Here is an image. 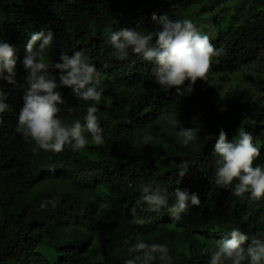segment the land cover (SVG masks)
Masks as SVG:
<instances>
[{"label":"trees","instance_id":"16d2710c","mask_svg":"<svg viewBox=\"0 0 264 264\" xmlns=\"http://www.w3.org/2000/svg\"><path fill=\"white\" fill-rule=\"evenodd\" d=\"M205 1L0 0V37L16 56V82L0 80L8 105L0 114V264H125L143 254L128 252L138 241L166 245L169 264H209L217 242L234 228L250 240L264 239V198L236 197L231 188L217 187L213 155L221 129L231 141L243 128L260 148L255 165L264 166V0H239L234 13L228 2L212 10ZM199 8L211 19L206 35L219 55L190 95L157 85L154 65L131 48L126 59H116L112 32L155 33L153 13L182 19ZM49 32L53 49L46 62L81 51L95 65L102 93L99 102L83 101L71 88H59L64 103L58 116L83 123L87 108L96 107L103 145L89 137L79 151L67 145L60 153L33 151L35 145L16 131L28 87L26 45L33 34ZM50 72L58 82V70ZM247 86L255 95L242 99ZM187 87L185 81L181 90ZM181 127L199 129L198 139L183 146L176 134ZM185 161L189 168L180 178ZM145 185L167 188L169 206L176 187L195 193L200 204L189 202L178 219L167 208L151 211L142 200ZM132 208L145 224L132 223ZM41 245L55 249L56 261ZM153 264L165 262L157 256Z\"/></svg>","mask_w":264,"mask_h":264},{"label":"clouds","instance_id":"9594fccd","mask_svg":"<svg viewBox=\"0 0 264 264\" xmlns=\"http://www.w3.org/2000/svg\"><path fill=\"white\" fill-rule=\"evenodd\" d=\"M151 19L159 25L155 33L145 34L142 29L122 28L110 34L109 43L116 59H126L128 49L131 48L133 53L154 65L152 73L157 85L166 91L176 88L177 94L181 96L190 95L198 80H206L211 60L219 55V51L208 35L198 31L189 18L170 19L166 14L157 17L153 13ZM37 41L42 42L35 47ZM52 49L51 32L47 35L33 34L26 45V56L22 63L27 73L25 82L28 87L18 114L16 131L35 145L33 151L60 153L66 145L72 151H79L89 143V137L95 145H103V130L95 115L98 110L96 107L87 108L83 123L80 120L67 123L58 116L61 111L59 105L64 103L58 91L61 87L71 88L79 100L100 101L102 93L95 87L98 83L95 65L88 63L81 51H74L71 56L61 52L60 62L49 64L46 57ZM15 65V49L0 37V80L14 84ZM50 70H58V82ZM185 81L188 87L181 90ZM5 99V94L0 91V114L8 108ZM198 132L199 129L181 127L176 134L181 138L180 143L188 146L198 139ZM213 155L216 166L214 182L217 187L231 188L232 195L236 197H243L247 193L252 200L264 198V166L255 165L260 156V148L253 143L251 133L240 128L236 138L229 141L226 132L221 129L214 144ZM188 168L186 161L181 164L178 172L180 178L187 173ZM141 195L151 211L159 212L167 208L175 219L188 212L189 202L196 206L200 204L195 193L190 194L179 187L172 193L174 203L171 206L168 205L167 188L145 185ZM130 212L132 223L145 224L144 219L136 216L135 208L130 209ZM227 237L217 242L209 264H264V239L250 240L235 228ZM246 242L247 247H244ZM141 251L142 255L127 259L125 264H153L157 256L165 264L171 261L166 245H149L138 241L128 249L130 255Z\"/></svg>","mask_w":264,"mask_h":264},{"label":"rangeland","instance_id":"374dc122","mask_svg":"<svg viewBox=\"0 0 264 264\" xmlns=\"http://www.w3.org/2000/svg\"><path fill=\"white\" fill-rule=\"evenodd\" d=\"M238 1L239 0H224V1L206 0L205 3L207 7H210L212 10H216V9H219V7L223 5L222 3L228 2L231 4L230 12L234 13L237 11L238 8H240ZM201 9L202 8H199L198 10L195 11V13L190 14L189 19H191L194 22L198 31H200L202 34H210L212 32L211 29H208V31L206 32L205 28H211V24L209 22L211 19H209V15L207 12H203V11L202 13L199 12L201 11ZM201 19H204V20H201ZM239 93H240V88L234 89L231 91V95L234 97H237ZM251 94H254V91L250 87L247 86L245 89V94H243L242 96V99H246ZM257 95H260V93H258ZM39 249L47 258H49L50 261L52 262L56 261L55 252H54L55 249L50 248L49 246H45V245L39 246Z\"/></svg>","mask_w":264,"mask_h":264}]
</instances>
